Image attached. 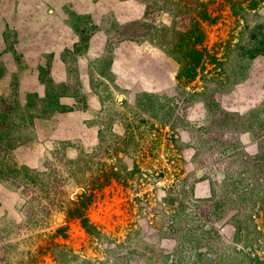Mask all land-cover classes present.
<instances>
[{"label": "rangeland", "instance_id": "rangeland-1", "mask_svg": "<svg viewBox=\"0 0 264 264\" xmlns=\"http://www.w3.org/2000/svg\"><path fill=\"white\" fill-rule=\"evenodd\" d=\"M198 1L209 57L181 82L165 44L191 0H0V264L239 248L264 196V0Z\"/></svg>", "mask_w": 264, "mask_h": 264}, {"label": "trees", "instance_id": "trees-1", "mask_svg": "<svg viewBox=\"0 0 264 264\" xmlns=\"http://www.w3.org/2000/svg\"><path fill=\"white\" fill-rule=\"evenodd\" d=\"M191 1L192 11L190 15H187L186 21L184 17L179 16L182 15L183 9L186 10L184 8L186 4H179L175 9L173 16L178 18L179 24L176 26L179 29L176 27L177 30H171L175 33V37L171 43L165 44V47L169 48H167L169 52L178 51L180 53V68L175 77L181 82L193 79L196 67L204 60V55L205 58L209 57L206 47L202 44L204 33L200 21L215 19V15H212L213 10L210 11L198 0ZM261 1L263 0H237V8L244 11L255 10ZM210 56V60L207 61L212 63L215 61V54H210ZM255 179L256 176L253 180ZM262 197L256 207L249 212L244 225L236 220L237 224L232 225L231 241L235 244L238 243L239 248L236 250L235 245L234 247L230 245L233 248L230 253L219 252L216 264H264V196ZM79 215L82 214L69 212L70 217ZM81 221L83 225L86 224L85 216H81Z\"/></svg>", "mask_w": 264, "mask_h": 264}, {"label": "water", "instance_id": "water-1", "mask_svg": "<svg viewBox=\"0 0 264 264\" xmlns=\"http://www.w3.org/2000/svg\"><path fill=\"white\" fill-rule=\"evenodd\" d=\"M81 191V189H78V192H80Z\"/></svg>", "mask_w": 264, "mask_h": 264}]
</instances>
